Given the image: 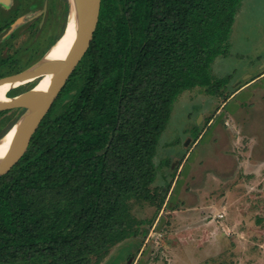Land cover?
Listing matches in <instances>:
<instances>
[{
    "label": "trees",
    "instance_id": "16d2710c",
    "mask_svg": "<svg viewBox=\"0 0 264 264\" xmlns=\"http://www.w3.org/2000/svg\"><path fill=\"white\" fill-rule=\"evenodd\" d=\"M242 1H100L88 48L0 176V264H102L112 248L147 234L141 228L167 204L153 187L166 161L154 158L173 105L195 88L226 89L231 75L216 78L211 67L228 54ZM18 32L0 45V78L41 58L20 66L33 40L5 53ZM21 88L7 95L31 86ZM8 112L18 109L0 116Z\"/></svg>",
    "mask_w": 264,
    "mask_h": 264
},
{
    "label": "rangeland",
    "instance_id": "374dc122",
    "mask_svg": "<svg viewBox=\"0 0 264 264\" xmlns=\"http://www.w3.org/2000/svg\"><path fill=\"white\" fill-rule=\"evenodd\" d=\"M26 3L24 22L6 54L31 44L26 24L37 17L43 0ZM52 7L59 23L54 19L50 42H41V34L20 66L62 34L65 0ZM9 36L8 31L0 35L1 46ZM229 43L227 56L217 57L211 67L216 78L231 75L226 89L219 94L195 88L180 95L161 135L154 162H166L153 187L166 194V206L151 227L141 228L146 235L118 244L102 264H264V0L242 1ZM21 113L0 116V137L10 118ZM136 210L149 217L154 208Z\"/></svg>",
    "mask_w": 264,
    "mask_h": 264
},
{
    "label": "water",
    "instance_id": "95a60500",
    "mask_svg": "<svg viewBox=\"0 0 264 264\" xmlns=\"http://www.w3.org/2000/svg\"><path fill=\"white\" fill-rule=\"evenodd\" d=\"M4 1L6 0H0V3ZM100 1L67 0V20L59 37L64 39L62 53L57 61L50 64L52 65L51 68H53L52 73L43 88L37 89L34 85L14 95H7L11 89L21 87L41 77L42 70H36L29 78L20 80L17 78L31 71L44 54L26 69L0 78V85H12L11 88L2 94L0 93V112L16 109L23 110L16 122L0 137V176L6 174L22 157L30 138L52 107L69 74L88 48L98 20ZM24 18V16L17 18L10 25L8 32L11 33L21 25L24 22ZM15 125H17V128L13 138L8 140V147H2L7 142V134Z\"/></svg>",
    "mask_w": 264,
    "mask_h": 264
},
{
    "label": "flooded vegetation",
    "instance_id": "af4514ba",
    "mask_svg": "<svg viewBox=\"0 0 264 264\" xmlns=\"http://www.w3.org/2000/svg\"><path fill=\"white\" fill-rule=\"evenodd\" d=\"M54 1H56V0H43V3L41 5V7L39 8V10L37 9L38 12H36L33 15V17H35V16H37V17L32 19L31 21H29L31 17L28 19L26 26L28 29H31L30 33H29V36L32 35V38L30 40L31 42H32V40L36 41L39 38H41V34H42L41 42H44V41L50 42V38H51V35L53 33L52 31L55 28H57V26L55 24H53L54 19L57 20V18L55 16V10L52 7ZM1 3H2V5H1ZM1 3H0V35H3V32L8 31L10 28V25L17 18L24 16L23 14L26 11L25 8H26L27 3H26V0H6V1L1 2ZM5 3H7L9 5L8 6L3 5ZM65 5H66V12H67L68 11L67 0H65ZM66 12H65V17L67 16ZM8 20H12V22L7 27H6V25L4 27V24ZM37 21L39 22V24H37ZM58 23H59V20H57V25H58ZM56 30H58V29H56ZM63 30L61 31V33L63 32ZM11 33H10V35H11ZM16 36L14 38H16ZM46 49H47V47L44 48V50L41 53V56L43 55V53L45 52ZM39 52L40 51L33 52V55L35 56L36 54H40Z\"/></svg>",
    "mask_w": 264,
    "mask_h": 264
},
{
    "label": "bare ground",
    "instance_id": "6f19581e",
    "mask_svg": "<svg viewBox=\"0 0 264 264\" xmlns=\"http://www.w3.org/2000/svg\"><path fill=\"white\" fill-rule=\"evenodd\" d=\"M63 37L59 38L57 40V42H55L54 44H52L44 53V55L42 56V58L40 59V61L32 68L31 71L24 73L23 75H21L20 77H17L18 80L20 79H25V78H29L30 76H32V74L36 71V70H42V75L41 77L38 79V81L36 82L35 86L37 89H41L44 87V85L47 83L48 79L50 78V75L52 73V69L50 64H53L55 61L58 60L59 56L62 53V48H63ZM12 85H0V93L2 94L3 92H5L6 90H8L9 88H11ZM17 128V125H15V127H13L9 133L6 136V140L7 142H5V144L2 145V147H8V140H11L15 134V130ZM137 247V245H133L131 246V250H134V248ZM123 255H125V253H123ZM124 256L121 257V259H123Z\"/></svg>",
    "mask_w": 264,
    "mask_h": 264
}]
</instances>
